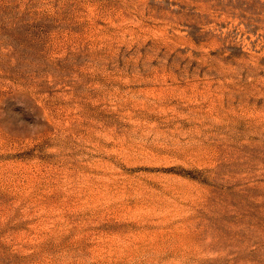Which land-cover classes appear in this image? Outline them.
I'll list each match as a JSON object with an SVG mask.
<instances>
[{
    "label": "rangeland",
    "instance_id": "374dc122",
    "mask_svg": "<svg viewBox=\"0 0 264 264\" xmlns=\"http://www.w3.org/2000/svg\"><path fill=\"white\" fill-rule=\"evenodd\" d=\"M0 264H264V0H0Z\"/></svg>",
    "mask_w": 264,
    "mask_h": 264
}]
</instances>
